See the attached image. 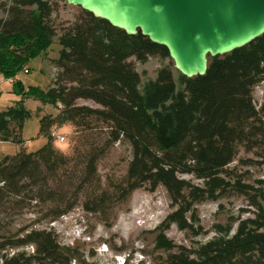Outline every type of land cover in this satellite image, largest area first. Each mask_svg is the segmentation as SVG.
Wrapping results in <instances>:
<instances>
[{"label":"trees","instance_id":"1","mask_svg":"<svg viewBox=\"0 0 264 264\" xmlns=\"http://www.w3.org/2000/svg\"><path fill=\"white\" fill-rule=\"evenodd\" d=\"M53 11L51 0H11L7 16L0 17V73L12 76L49 48L58 34L51 21ZM82 12L59 36L62 49L55 62L61 72L55 86L28 92L62 105L57 116L41 118L47 143L35 152L21 150L0 157V207L11 203L24 207L32 201L48 204L37 212V223L54 222L71 211L78 196L70 187L61 189L58 178L70 157L54 145L55 131L50 130L67 123L94 128L93 122H99L110 128L113 142L125 141L132 148L126 179L118 187L120 196L127 200L140 187L163 186L176 207L158 227L161 231L155 239L156 248L167 252L162 264H264V206L258 200L256 216L242 220L231 237L215 238L195 250L177 245L165 233L174 223L198 235L189 220L197 204L217 200L230 189L247 195L254 189L240 180L232 182L223 173L246 144L260 146L264 163V109H258L253 98L255 86L264 78V34L211 57L204 75L189 78L181 73L180 90L172 68L166 66L142 92L141 75L130 59L145 63L151 56L169 57L168 49L141 31L130 35L89 11ZM81 98L102 108L78 105ZM30 116L21 101L0 112V140L21 143ZM85 156V179L91 181L99 154L92 149ZM186 174L202 183H193L183 177ZM108 199L103 195L86 209L105 214ZM29 244L35 247L33 254H6L3 264H73L70 249L60 246L51 231L0 233V250Z\"/></svg>","mask_w":264,"mask_h":264},{"label":"rangeland","instance_id":"2","mask_svg":"<svg viewBox=\"0 0 264 264\" xmlns=\"http://www.w3.org/2000/svg\"><path fill=\"white\" fill-rule=\"evenodd\" d=\"M51 3L54 8L51 21L58 34L49 48L27 60L26 65L12 76L0 73V112L21 101L31 114L23 125L21 143L0 140V157L12 156L21 150L35 152L43 147L48 138L41 134V118L45 115L55 117L62 108L61 104L44 102L28 94L33 87L46 91L55 86L61 72L55 62L62 49L59 36L83 13L80 6L64 0H51ZM10 5L11 0H0V17L7 16ZM130 60L141 75L142 92L145 85L155 80L159 71L166 66L173 70L177 89L184 87L181 73L170 56H151L145 63L135 57ZM253 98L255 106L264 109V78L255 86ZM77 104L102 108L91 99L81 98ZM93 123L94 128H76L67 123L54 125L50 130L56 132L54 145L70 157L69 165L59 171L58 178L61 189L70 187L78 196L75 207L54 222L37 223V212L44 210L48 204L32 201L26 202L24 207L13 203L1 206L0 233L14 236L32 228L51 231L60 246L70 249V254L74 256L73 264H162L167 252L156 248L155 239L161 231L158 227L176 207L163 186L156 190H151L148 185L140 187L127 200L120 196L118 187L126 179L132 148L125 141L113 142L108 126ZM60 137H64V140L61 141ZM92 149L97 150L99 158L96 162L97 172L91 178L93 180L88 181L85 179L88 171L85 155ZM260 151V146L242 145L236 159L223 173L232 182L240 180L252 185L254 189L251 194H240L230 189L217 200L202 201L195 206L194 215L189 214L190 222L200 233L195 235L194 231L181 230L173 223L165 230L167 236L177 245L195 250L215 238L231 237L242 220L254 218L257 200L264 206V196H255L264 194V163ZM183 177L195 184L202 183L193 175ZM103 195L109 198L104 204L105 214L86 209V205L93 206L94 201ZM34 251L33 244L7 247L0 250V264H3V255L18 252L31 255Z\"/></svg>","mask_w":264,"mask_h":264},{"label":"water","instance_id":"3","mask_svg":"<svg viewBox=\"0 0 264 264\" xmlns=\"http://www.w3.org/2000/svg\"><path fill=\"white\" fill-rule=\"evenodd\" d=\"M130 35L165 46L175 68L204 75L209 59L264 34V0H64Z\"/></svg>","mask_w":264,"mask_h":264},{"label":"built area","instance_id":"4","mask_svg":"<svg viewBox=\"0 0 264 264\" xmlns=\"http://www.w3.org/2000/svg\"><path fill=\"white\" fill-rule=\"evenodd\" d=\"M25 71L28 72V69H25ZM53 136H54V137H57V136H56V132H53ZM60 140L63 141V140H64V137H60ZM2 184H3V183H2Z\"/></svg>","mask_w":264,"mask_h":264}]
</instances>
